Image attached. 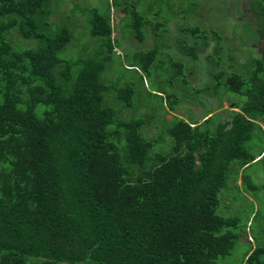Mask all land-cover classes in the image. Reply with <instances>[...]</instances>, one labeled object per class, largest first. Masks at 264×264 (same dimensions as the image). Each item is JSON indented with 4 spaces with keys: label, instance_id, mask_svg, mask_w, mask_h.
<instances>
[{
    "label": "trees",
    "instance_id": "trees-1",
    "mask_svg": "<svg viewBox=\"0 0 264 264\" xmlns=\"http://www.w3.org/2000/svg\"><path fill=\"white\" fill-rule=\"evenodd\" d=\"M61 1L0 0V264H227L240 246L234 264H264L263 212L245 196L264 183L244 175L264 160V0H245L233 30L262 42L240 65L195 0ZM128 9L112 37L111 10ZM122 38L138 49L120 58ZM225 93L227 119L157 117Z\"/></svg>",
    "mask_w": 264,
    "mask_h": 264
},
{
    "label": "rangeland",
    "instance_id": "rangeland-1",
    "mask_svg": "<svg viewBox=\"0 0 264 264\" xmlns=\"http://www.w3.org/2000/svg\"><path fill=\"white\" fill-rule=\"evenodd\" d=\"M58 2L59 0H55ZM65 2L61 1L63 9H67L68 5H75L80 4V6H85L87 2L94 3L97 5L99 3V0H64ZM104 1V0H102ZM199 3V6L196 8L195 12L198 13V17L202 23V25L207 30L215 29L216 27L220 26L221 29L218 31L223 36V43L224 45H227V47H231L233 56L237 60V64L240 65L244 62H246L247 58L250 55H253L254 57H260L262 55V42L259 41L258 43H254L250 38L246 39V42L244 45H241L238 38V30L242 31L241 29V19L246 17V19L251 18V14L247 12L246 9V2L245 0H195ZM55 3V2H54ZM57 14L53 17L51 16L50 20L57 22L59 20ZM111 24L115 28L112 32V37L115 36H121V30L125 28L127 23L131 21V11L129 9L126 12L121 11H115L111 10ZM77 21L74 22L72 25L73 28L80 32V21L82 22V18H76ZM176 19H174L170 25H168V29L170 32H175V26L174 22ZM229 21V22H228ZM241 22V23H240ZM234 29H237L236 31H233ZM175 35V34H173ZM81 42H85L86 40L81 39ZM146 46L151 45V41L148 40L145 44ZM123 48H130L132 53L138 47L136 44L133 43L130 39L122 38V46L120 49H117L115 51L116 57L120 56ZM208 52H205L206 54ZM204 54L200 55L201 60L195 61L192 63V67L194 69L195 74L190 77V86L194 89L202 87L204 85V82L208 78V73L205 70L206 63L204 59ZM116 76V75H115ZM156 76L153 74L149 79L145 80V86L151 90V86L154 87ZM227 94L225 93L221 99V101L211 98H204L203 95H200L198 98L201 100L203 105L199 104H192L180 101L179 104L176 106L175 112H171L168 109H163L159 112L157 117L159 118L160 123L162 124V127L167 128V123L171 121L174 117H180L184 120L194 119L198 122L203 121V118L207 114V112H211V115L216 114L219 115L223 119H227L228 115L226 113V110L229 111H237L238 109L232 108L233 105L228 104L227 102ZM220 102V103H219ZM221 104V105H220ZM262 126V124H260ZM164 128V129H165ZM145 132L147 133L148 137H156L158 134V130L154 128V126H150L146 128ZM165 136V135H164ZM255 149L258 150V144L254 141ZM264 151V150H263ZM244 175L247 176L248 179H250L252 182H254L255 185H261L264 183V160L259 163L252 164L248 170H245ZM240 176V174H239ZM236 184L240 185V179L237 180ZM258 193V192H257ZM252 193H246L245 196L252 201L254 205V212L257 207H261L259 209L260 212H263L264 216V195L262 192L258 193L257 196H260L259 198H255ZM231 211H240L242 213V217L244 218L245 214H248L249 211V204L246 202L240 203L239 200L234 202L232 204V208L230 207ZM246 211V212H245ZM245 212V213H244ZM244 213V214H243ZM242 218V219H243ZM260 219V218H258ZM256 223H253L255 225ZM257 231V229H255ZM243 251H245L243 246L237 247L232 255L227 258V261L229 262L227 264H234L238 263L240 260H242Z\"/></svg>",
    "mask_w": 264,
    "mask_h": 264
}]
</instances>
